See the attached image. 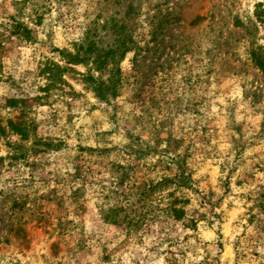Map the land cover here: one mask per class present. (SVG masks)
<instances>
[{"label":"rangeland","instance_id":"374dc122","mask_svg":"<svg viewBox=\"0 0 264 264\" xmlns=\"http://www.w3.org/2000/svg\"><path fill=\"white\" fill-rule=\"evenodd\" d=\"M259 63L264 0H0V264H264Z\"/></svg>","mask_w":264,"mask_h":264},{"label":"trees","instance_id":"16d2710c","mask_svg":"<svg viewBox=\"0 0 264 264\" xmlns=\"http://www.w3.org/2000/svg\"><path fill=\"white\" fill-rule=\"evenodd\" d=\"M24 31L27 34L30 33V31H28L27 29H25ZM76 48L77 49L74 54L68 53L65 57L69 61V63L77 65L86 61H91V63L95 66V71L99 72L100 75L104 74L107 71L108 65L114 64L115 58L117 56L123 58L126 53L131 50V46L125 40H123V42H121L117 48L110 49L108 52H103L102 49L95 47L94 41L90 40L88 37L85 38V41L82 44H77ZM259 66L264 70V63H259ZM60 68L61 67L58 66L57 70H61ZM107 72H115L114 67L112 70H109ZM83 77L85 85L89 89L93 90L95 95L101 98L102 100H106L108 98H115L118 96L117 87L113 86L110 80L105 83L102 79V76L101 78H96L94 75L91 74ZM10 126L14 131L19 132L21 135H26V129L18 127L13 122H10ZM166 182L167 181L165 180L157 183L154 186L150 185L145 190V192L141 193V196H143V198L146 197L148 192L152 191V189H155L156 187H162L166 184ZM170 211L176 219H180L183 217L184 211L182 209L173 206L172 208H170ZM261 211L264 213V203L261 205ZM124 212V207H114L108 211L107 215L105 216V219L109 223L116 225L120 223H127L128 226L135 227L140 225V219L143 216H139V220L137 222H134L135 220L130 219L129 216H123Z\"/></svg>","mask_w":264,"mask_h":264}]
</instances>
